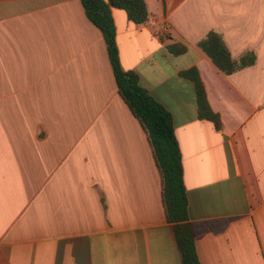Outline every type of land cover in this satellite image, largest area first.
<instances>
[{
    "label": "crops",
    "instance_id": "0c3cea01",
    "mask_svg": "<svg viewBox=\"0 0 264 264\" xmlns=\"http://www.w3.org/2000/svg\"><path fill=\"white\" fill-rule=\"evenodd\" d=\"M144 2L112 9L120 64L172 117L199 262L264 264V0ZM210 31L254 64L222 74ZM153 156L80 1L0 0V264H181Z\"/></svg>",
    "mask_w": 264,
    "mask_h": 264
},
{
    "label": "trees",
    "instance_id": "16d2710c",
    "mask_svg": "<svg viewBox=\"0 0 264 264\" xmlns=\"http://www.w3.org/2000/svg\"><path fill=\"white\" fill-rule=\"evenodd\" d=\"M86 18L102 34L109 63L112 69L118 94L128 109L138 120L147 135L154 160L161 178V197L167 223L173 225V233L178 247L181 264H200L194 244V236L188 222V201L183 180L182 160L179 145L174 133L170 113L139 84L138 75L123 70L120 64L116 43V30L112 9H122L127 19L135 25H143L148 20L144 0H79ZM197 46L209 57L214 66L225 75H231L255 62L252 51L232 57L222 36L210 31ZM174 56L182 55L186 47L172 44L167 47ZM195 87L197 116L199 120L213 123L220 129V118L210 108L206 92L195 68L181 72Z\"/></svg>",
    "mask_w": 264,
    "mask_h": 264
}]
</instances>
